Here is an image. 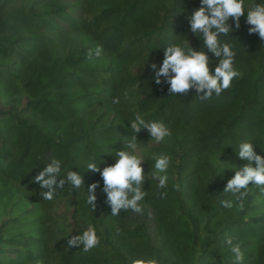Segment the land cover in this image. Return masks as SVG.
Here are the masks:
<instances>
[{
  "label": "trees",
  "instance_id": "obj_1",
  "mask_svg": "<svg viewBox=\"0 0 264 264\" xmlns=\"http://www.w3.org/2000/svg\"><path fill=\"white\" fill-rule=\"evenodd\" d=\"M197 3L0 0V264L38 258L45 264H129L139 257L159 264H233L226 236L239 242L240 264H264V195L251 187L237 206L224 192L232 169L244 163L235 156L237 143L247 140L264 151V46L247 34L243 20L239 29L218 35L232 42L240 75L203 100L193 89L170 94L146 70L147 63L159 64L165 43L185 39L206 53L211 73L218 58L186 19ZM96 44L101 56L88 58ZM134 112L170 129L159 143L146 129L136 133L146 174L151 154L170 156L167 187L157 189L149 175L141 212L111 215L100 188L94 206L87 205L83 185L42 198L32 177L53 158L61 161V175L66 167L80 171L85 193L99 181L84 161L95 155L111 163L110 149L121 147ZM227 200L231 208L223 205ZM88 225L98 243L86 252L70 248L67 236Z\"/></svg>",
  "mask_w": 264,
  "mask_h": 264
},
{
  "label": "clouds",
  "instance_id": "obj_2",
  "mask_svg": "<svg viewBox=\"0 0 264 264\" xmlns=\"http://www.w3.org/2000/svg\"><path fill=\"white\" fill-rule=\"evenodd\" d=\"M181 12L184 10L181 9ZM186 19L190 32L201 38L203 48L218 58L211 73L206 53L195 50L185 39L165 43L159 64L147 63L146 70L151 72L152 83L163 82L170 94H183L193 89L196 93H203L202 100L219 95L240 73L235 67V48L232 42L218 41V35L228 33L230 28L239 29L243 20L247 34L255 36L261 46H264V0H198ZM149 53H146L147 59ZM101 54L100 44L86 51L88 58H98ZM123 96L128 99L127 90L123 92ZM119 102V97L113 98L114 104ZM128 127L130 131L120 140L121 147L110 149L112 154L108 156L111 163L95 155L84 161V167L98 173L100 177L99 181L87 185L86 193L83 177L78 169L66 167L61 175V161L51 159L32 177L39 189L43 190L39 192L42 198L52 200L56 192L65 185H70L72 190H79L83 185L84 203L87 205L94 206L96 189L100 188L111 215L116 216L121 210L141 212L139 202L146 195L143 186L145 181L149 182V175L157 189L167 187L170 156L164 152L151 154L152 171L146 174L142 165L144 155L136 133L141 128L146 129L152 141L159 143L170 135V129L161 121L145 120L140 112L133 113V118L128 121ZM234 153L237 159L244 163L232 169L233 174L224 184V192L231 193L237 206H242L249 188L257 187L264 195V155L261 154L264 151L257 152L252 142L242 140L237 143ZM158 194L163 197L165 193ZM222 203L227 208L233 206L232 200ZM66 241L70 248H79L86 252L98 243V236L96 229L88 225L78 233H70ZM224 244L232 253L233 264H240L243 252L239 242L234 243L233 237L226 236ZM34 264H45V261L38 258ZM129 264H159V261L155 258L139 257L132 258Z\"/></svg>",
  "mask_w": 264,
  "mask_h": 264
}]
</instances>
